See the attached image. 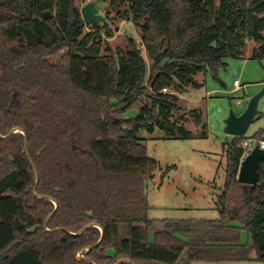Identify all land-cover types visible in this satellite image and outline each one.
I'll return each instance as SVG.
<instances>
[{
    "label": "trees",
    "instance_id": "obj_1",
    "mask_svg": "<svg viewBox=\"0 0 264 264\" xmlns=\"http://www.w3.org/2000/svg\"><path fill=\"white\" fill-rule=\"evenodd\" d=\"M91 2L106 5L103 26L84 24L88 0H0V264H180L185 253L186 264L240 262L253 252L264 262V160L256 185L238 181L243 142L263 132L228 145L219 217L164 220L153 242L145 185L160 165L140 138L160 129L190 139L187 116L208 137L203 110L179 96L247 43L264 60V0ZM117 19L141 42L112 48Z\"/></svg>",
    "mask_w": 264,
    "mask_h": 264
},
{
    "label": "rangeland",
    "instance_id": "obj_2",
    "mask_svg": "<svg viewBox=\"0 0 264 264\" xmlns=\"http://www.w3.org/2000/svg\"><path fill=\"white\" fill-rule=\"evenodd\" d=\"M105 6L103 5V10H100L104 18L107 15L104 11ZM120 9H111L110 16L115 17ZM98 25L103 26L104 24L98 23ZM109 27L113 32V37L107 42L114 49L125 50L128 36L135 39L137 43L141 42L140 30L131 21L117 19ZM258 46L255 43H247L241 57L226 59L227 65L219 69L217 78L212 74L206 77L203 74L198 75L196 80L199 83L205 82L204 87L189 91L181 100V104L187 110H203L207 122V138L200 137V127L188 116L186 117V128L193 133L190 139L169 138L160 129L153 134L147 131L140 133L148 156L160 165L154 178L148 180L145 185L148 218L157 221L150 229V234L151 231L161 227V222L164 220H214L219 217L214 202L226 181L225 152L228 145L235 139L225 134L224 121L230 110L240 114L245 110L250 99L264 90V60L251 59L252 50ZM142 52L149 64L146 51L143 49ZM234 81L240 83L239 88L234 87ZM138 113L139 107L134 106L123 114V118L133 119ZM259 132H263L264 136V96L259 101L258 116L246 137L253 138ZM121 230L123 238H126L127 227L124 225ZM240 243H250L245 230L241 231ZM252 256L254 257L251 261L224 264H264L254 259L255 252Z\"/></svg>",
    "mask_w": 264,
    "mask_h": 264
},
{
    "label": "water",
    "instance_id": "obj_3",
    "mask_svg": "<svg viewBox=\"0 0 264 264\" xmlns=\"http://www.w3.org/2000/svg\"><path fill=\"white\" fill-rule=\"evenodd\" d=\"M81 15L84 24L91 26L93 24L105 23V18L100 14V10L95 2L85 4L81 9ZM51 18L50 13L44 14V19ZM264 96V90L250 99L247 107L241 114L230 110L228 117L224 121L225 134L232 137H246L251 125L258 116V105L260 99ZM264 160V149L255 146L253 150L243 158L239 173L238 181L242 184L254 186L258 182V170L261 162ZM83 257L82 254L79 255Z\"/></svg>",
    "mask_w": 264,
    "mask_h": 264
},
{
    "label": "built area",
    "instance_id": "obj_4",
    "mask_svg": "<svg viewBox=\"0 0 264 264\" xmlns=\"http://www.w3.org/2000/svg\"><path fill=\"white\" fill-rule=\"evenodd\" d=\"M89 2L91 0H88ZM234 86L239 87L240 83L238 81H234ZM164 93H172L170 89H164ZM179 98L182 100L184 99V96L180 95ZM243 146L245 148V154L244 157L247 156L255 146H260L261 149H264V140L257 143L255 140H246L243 142Z\"/></svg>",
    "mask_w": 264,
    "mask_h": 264
},
{
    "label": "crops",
    "instance_id": "obj_5",
    "mask_svg": "<svg viewBox=\"0 0 264 264\" xmlns=\"http://www.w3.org/2000/svg\"><path fill=\"white\" fill-rule=\"evenodd\" d=\"M234 85V84H233ZM235 87V86H234ZM240 87V86H239ZM239 87H235V88H239ZM242 113V112H241ZM240 113V114H241ZM196 220H202V219H196ZM206 220V219H205ZM215 220V219H214ZM153 227H151V229H152ZM163 229V224L161 225V227H159L157 230H154L153 232L151 231V241L153 242V240H154V236H155V233H157V232H159V231H161ZM126 234H127V232H126ZM127 237V236H126ZM242 244V243H241ZM252 258L254 257V256H251ZM186 261H187V253H185L183 256H182V259H181V261H180V264H186ZM227 262H230V261H227ZM226 261L225 262H215V263H221V264H224V263H227ZM231 262H233V261H231ZM195 263H207V262H195Z\"/></svg>",
    "mask_w": 264,
    "mask_h": 264
}]
</instances>
